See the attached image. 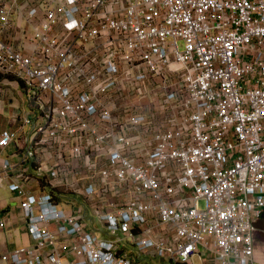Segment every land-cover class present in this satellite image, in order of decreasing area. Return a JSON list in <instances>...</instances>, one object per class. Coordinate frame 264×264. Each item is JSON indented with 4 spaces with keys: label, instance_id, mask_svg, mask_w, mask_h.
<instances>
[{
    "label": "built area",
    "instance_id": "2783aa9c",
    "mask_svg": "<svg viewBox=\"0 0 264 264\" xmlns=\"http://www.w3.org/2000/svg\"><path fill=\"white\" fill-rule=\"evenodd\" d=\"M0 188V264H254L264 0H0Z\"/></svg>",
    "mask_w": 264,
    "mask_h": 264
},
{
    "label": "crops",
    "instance_id": "0c3cea01",
    "mask_svg": "<svg viewBox=\"0 0 264 264\" xmlns=\"http://www.w3.org/2000/svg\"><path fill=\"white\" fill-rule=\"evenodd\" d=\"M2 221L6 226L0 227V254L32 244L21 219L18 199L5 188H0V222ZM253 260L254 264H264V211L261 218L255 222Z\"/></svg>",
    "mask_w": 264,
    "mask_h": 264
},
{
    "label": "rangeland",
    "instance_id": "374dc122",
    "mask_svg": "<svg viewBox=\"0 0 264 264\" xmlns=\"http://www.w3.org/2000/svg\"><path fill=\"white\" fill-rule=\"evenodd\" d=\"M14 87H15L16 89H18V88H19V84H18V83H15V84H14ZM78 206H79V205H78ZM204 206H205V203H204L203 201H201V202H200V207L203 208ZM62 208H64V209L67 211V213L70 212V208H69V207H66V205H63ZM93 223H94V228H95L96 226H99V224L97 223V218H94Z\"/></svg>",
    "mask_w": 264,
    "mask_h": 264
}]
</instances>
